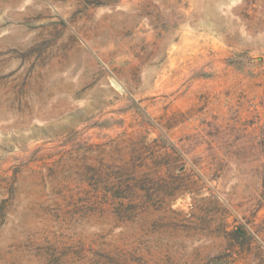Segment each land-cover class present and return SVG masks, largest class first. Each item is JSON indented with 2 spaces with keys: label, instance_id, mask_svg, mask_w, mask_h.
Here are the masks:
<instances>
[{
  "label": "rangeland",
  "instance_id": "1",
  "mask_svg": "<svg viewBox=\"0 0 264 264\" xmlns=\"http://www.w3.org/2000/svg\"><path fill=\"white\" fill-rule=\"evenodd\" d=\"M264 264V0H0V264Z\"/></svg>",
  "mask_w": 264,
  "mask_h": 264
},
{
  "label": "trees",
  "instance_id": "2",
  "mask_svg": "<svg viewBox=\"0 0 264 264\" xmlns=\"http://www.w3.org/2000/svg\"><path fill=\"white\" fill-rule=\"evenodd\" d=\"M215 261H216V263H214V264H218V263H217L218 259H215Z\"/></svg>",
  "mask_w": 264,
  "mask_h": 264
}]
</instances>
